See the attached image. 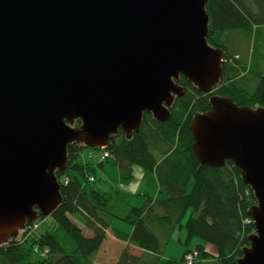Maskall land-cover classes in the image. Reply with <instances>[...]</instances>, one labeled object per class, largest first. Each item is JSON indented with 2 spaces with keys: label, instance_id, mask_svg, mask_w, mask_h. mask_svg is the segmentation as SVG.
I'll list each match as a JSON object with an SVG mask.
<instances>
[{
  "label": "water",
  "instance_id": "1",
  "mask_svg": "<svg viewBox=\"0 0 264 264\" xmlns=\"http://www.w3.org/2000/svg\"><path fill=\"white\" fill-rule=\"evenodd\" d=\"M208 0H0V243L61 206L68 148H107L145 114L171 118L185 77L210 94L225 52L208 42ZM191 124L203 166L232 161L257 204L238 264H264V107L212 96ZM80 121V127L74 123Z\"/></svg>",
  "mask_w": 264,
  "mask_h": 264
},
{
  "label": "trees",
  "instance_id": "2",
  "mask_svg": "<svg viewBox=\"0 0 264 264\" xmlns=\"http://www.w3.org/2000/svg\"><path fill=\"white\" fill-rule=\"evenodd\" d=\"M206 10L210 18L208 42L225 52L227 32L240 31L251 37L255 30L264 27V0H208ZM235 55L225 56L223 77L210 94L201 93L181 77L185 86L201 98L203 106L199 102L191 108L189 92L178 100L168 123L160 124L145 114L141 132L132 139L123 132L112 137L107 147L111 158L107 162L119 167L126 181L132 180L133 167L143 169L148 179L149 175L155 176L154 183L148 181L153 190L157 189L155 197L117 189L101 191L96 170L103 169L106 161L85 162L81 158L84 148L69 146L68 169L57 172L63 202L50 216L56 229L26 239L23 235L21 241L0 243V264H95L98 255L106 264H157L177 231L185 232L180 242L186 246L194 239L204 243L188 249L180 263L168 264H184L185 257L193 251L198 252L194 264H238L255 233L249 211L257 200L232 161L219 168L201 165L193 150L191 131L194 115L211 109V96L232 98L238 106L264 107V72L255 92H249L247 65L243 58L236 60ZM233 60L237 67L246 70L244 79H240L237 67L229 63ZM80 125V121L74 123L76 128ZM153 149L160 152V159ZM90 176L95 177L94 182ZM190 210L191 215L183 224ZM115 220L130 225L132 232L113 228ZM32 226L33 223L27 225ZM85 228L92 231L91 238L84 235ZM130 246L143 250L142 255L134 256Z\"/></svg>",
  "mask_w": 264,
  "mask_h": 264
},
{
  "label": "rangeland",
  "instance_id": "3",
  "mask_svg": "<svg viewBox=\"0 0 264 264\" xmlns=\"http://www.w3.org/2000/svg\"><path fill=\"white\" fill-rule=\"evenodd\" d=\"M224 41H225L226 47H227V52L224 51L225 55H226V53L230 54V55L236 54L234 56L236 60L237 59L241 60L242 58L244 59L245 62L244 61L243 62L247 65L246 70L249 72V74L246 76V79L248 81V85H246V86H247V89L249 90V92L254 93L257 86H258L260 75L262 74V71L264 72V27H260L258 30H255L251 37L248 36L246 33L240 32V31L227 32L225 34ZM229 63H231V65L232 64L235 65V60H233ZM234 67H237V66L235 65ZM236 69H238L239 72H241L240 79H244L243 75H245L244 72L246 70H244V69L242 70V67H239V66ZM190 96L192 98L191 108H193L194 105H199V102L202 104L201 98L198 95H195L194 93L191 92V93H189V96H187V97H190ZM210 98H209V103H210ZM232 100L234 101V99H232ZM234 103H235V101H234ZM203 104H202V106H203ZM239 107H247V106H239ZM257 108H259V107H257ZM198 114H204V113H197L196 115H198ZM196 115H194V117ZM187 119H188V117L186 118V120ZM89 150L90 149H84V152L81 156L83 161L92 162L94 164L102 163L98 160L90 161L91 159L89 158V152H90ZM153 152L158 159L161 158L160 152L158 150H154ZM107 160L108 159H106V163H105L103 169L98 167L96 170L97 176L99 179L97 186L101 191L110 192L112 189H117V190L124 192L126 194H144V193L147 194V193H149L152 197L156 196V193H157L156 190L157 189L153 190L151 188V186L148 184L149 179L151 180L149 183H152V181H153L152 179L153 178L155 179V176L149 175L151 178L149 177V179H148V176L145 174L143 169H141L139 167H133L131 170L133 178H132V180L126 181V180L122 179L121 171H120L119 167L113 166L111 163L107 162ZM91 178L95 179V177H93V176L89 177V179H91ZM153 183H154V181H153ZM190 215H191V210L189 211L186 218L184 219L183 224H186ZM46 218L47 219H45V220L39 219V221L35 224V226H33V228L26 227L23 231H20L18 236L14 239V241H21L23 239L22 238L23 235H25V239H26L27 237H33V236L41 235V234L49 232V231H51V232L54 231L56 229L55 222L50 217H46ZM112 226H113V228L118 229L124 233H127L129 230H132V227L130 225L125 224L123 222H120L118 220H115L113 222ZM83 232H84V235L86 237L91 238L93 236L92 231L88 228H85ZM110 232H111V234H113L112 229H110ZM180 238L181 239L185 238V232L184 231L183 232L177 231L173 235L172 239L169 242V245L166 247V249L162 253V255L159 256V258L157 260V264H168L169 261L174 262V263H180L182 258H183V254L188 249L193 250L198 244H200V242L204 243L203 241H201L199 239H194L190 245L186 246L180 242ZM10 241H12V240H10ZM8 243H9V241L4 243V244H8ZM125 247H127L126 244H124V248ZM46 252L47 251H45V253ZM132 252L135 254L138 253V252L136 253V250H134V251L132 250L131 253ZM43 256H44V253L41 255V257H43ZM102 259L103 258L100 255H98L95 258V264H106V263H104V261Z\"/></svg>",
  "mask_w": 264,
  "mask_h": 264
},
{
  "label": "built area",
  "instance_id": "4",
  "mask_svg": "<svg viewBox=\"0 0 264 264\" xmlns=\"http://www.w3.org/2000/svg\"><path fill=\"white\" fill-rule=\"evenodd\" d=\"M89 151H90V152H89V158L91 159V160L89 159L90 161H96V160H98V161H100V162H103V161H106V159H109V158L111 157V154H110V152L107 150V148H102V149H97V150H95V149H90ZM90 181H91V182H94L95 179H94V178H91ZM67 183H68V182L66 181V184H67ZM37 222H38V221H37ZM37 222L33 223V226H35V224H36ZM33 226L30 227V228H33ZM197 257H198V252H196V251H193V252L189 253V254L185 257V262H184V264H194V263L196 262V260H197Z\"/></svg>",
  "mask_w": 264,
  "mask_h": 264
},
{
  "label": "flooded vegetation",
  "instance_id": "5",
  "mask_svg": "<svg viewBox=\"0 0 264 264\" xmlns=\"http://www.w3.org/2000/svg\"><path fill=\"white\" fill-rule=\"evenodd\" d=\"M226 55H227V53H226ZM226 55H225V56H226ZM177 85H178L179 87H182V88H183V94H184V95H183V97H179V96H177V95L175 96V99H174V102H173V104H172V107L170 108L171 113H172V111L176 108L177 103H178V100L185 98L186 95H187V93L191 92V91L189 90V88L185 86L184 82L181 81V79H180L179 82H177ZM171 116H172V114H171ZM143 119H144V118H143ZM170 120H171V118H170ZM170 120H169V121H170ZM169 121H168V122H169ZM168 122H167V123H168ZM143 126H144V122H143L142 128H143ZM142 128H141V130H142ZM140 132H141V131H140ZM140 132H139V133H140ZM134 134H135V132L133 133V135H132L130 138H129L128 135H127V139H132L133 136H134Z\"/></svg>",
  "mask_w": 264,
  "mask_h": 264
},
{
  "label": "crops",
  "instance_id": "6",
  "mask_svg": "<svg viewBox=\"0 0 264 264\" xmlns=\"http://www.w3.org/2000/svg\"><path fill=\"white\" fill-rule=\"evenodd\" d=\"M132 232V230H129L128 232H127V234H129V233H131ZM202 242H200V244H201ZM130 251H134V250H136V253L137 254H135V253H133L132 252V254L134 255V256H136V257H140L141 255H142V253H143V250H141V249H139V248H136V247H134V246H130ZM133 248V249H132Z\"/></svg>",
  "mask_w": 264,
  "mask_h": 264
}]
</instances>
